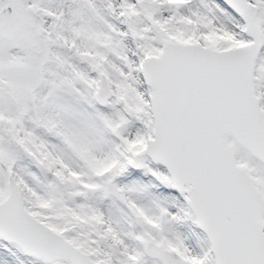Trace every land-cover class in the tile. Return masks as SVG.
Instances as JSON below:
<instances>
[{
  "label": "snow or ice",
  "instance_id": "6c2138e0",
  "mask_svg": "<svg viewBox=\"0 0 264 264\" xmlns=\"http://www.w3.org/2000/svg\"><path fill=\"white\" fill-rule=\"evenodd\" d=\"M0 264H264V0H0Z\"/></svg>",
  "mask_w": 264,
  "mask_h": 264
}]
</instances>
